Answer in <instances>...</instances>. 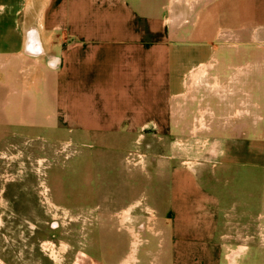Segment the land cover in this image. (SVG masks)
I'll list each match as a JSON object with an SVG mask.
<instances>
[{
    "label": "crops",
    "instance_id": "1",
    "mask_svg": "<svg viewBox=\"0 0 264 264\" xmlns=\"http://www.w3.org/2000/svg\"><path fill=\"white\" fill-rule=\"evenodd\" d=\"M230 19L231 0H0V153L13 140L44 141L48 149L96 148L141 168L128 156L144 142L175 140L165 142V155L147 159L146 172L141 168L147 175L155 170L160 194L153 202L132 200L115 217L134 216L142 206L147 219L154 214L161 243L151 247L152 264H259L264 185L259 201L243 199L237 186L247 185L248 167H258L248 163L249 152L264 167V147L249 151L242 134L235 139L223 129L213 136L223 134L222 160H183L184 124L205 116L225 124L232 117L226 94L232 71L219 57ZM253 29L264 43V0ZM162 189L169 196L160 197Z\"/></svg>",
    "mask_w": 264,
    "mask_h": 264
},
{
    "label": "rangeland",
    "instance_id": "2",
    "mask_svg": "<svg viewBox=\"0 0 264 264\" xmlns=\"http://www.w3.org/2000/svg\"><path fill=\"white\" fill-rule=\"evenodd\" d=\"M239 19L242 22L238 25ZM229 24L231 31L222 33V37L227 36V43L221 46L224 51L219 49V57L232 71L228 82L231 87L226 91L233 105L232 117L225 124L212 123L208 116L184 124L185 162L193 156L204 163H211L216 157L222 160L223 134L221 139L213 136H219L223 129L235 133V139L242 134L249 151L264 147V75H261L264 43L256 42L253 35V27L259 24V0H231ZM242 24L245 28L238 27ZM216 84L221 86V81L216 80ZM214 87L215 93H225L222 87ZM165 142L170 146L176 141L144 142L142 148L128 157L146 172L148 158L165 155ZM10 143L0 153V259L3 262L152 264L151 247L161 243L159 222L155 218L151 221L152 211L148 219L144 206L134 216L121 211L115 217L114 212L134 199L153 202L151 199L160 194V178L153 168H149L148 175L144 174L141 168H132L120 156L113 158L96 148L73 145L65 150L64 144L56 143L48 149L44 141L33 140ZM248 163L258 167H248L244 172L247 185L242 182L237 187L244 189L243 199L255 195L259 201L264 167H259V156L251 157L250 152ZM222 170L219 166L220 179L224 178ZM167 195L162 189L160 197ZM47 197L73 209L52 208ZM256 209V213L261 211L259 205ZM99 215H114V218L102 219ZM221 241L224 242V236ZM162 248L167 262L171 261L172 242L168 233ZM106 249L111 250L106 252ZM133 255L136 259L131 262ZM111 256L119 259L112 261ZM259 264H264V257L259 256Z\"/></svg>",
    "mask_w": 264,
    "mask_h": 264
},
{
    "label": "flooded vegetation",
    "instance_id": "3",
    "mask_svg": "<svg viewBox=\"0 0 264 264\" xmlns=\"http://www.w3.org/2000/svg\"><path fill=\"white\" fill-rule=\"evenodd\" d=\"M49 192V191H48ZM48 203V202H47ZM49 204V203H48ZM50 205V204H49ZM50 207H54V206H52V205H50ZM54 208H56V209H60L59 207H54Z\"/></svg>",
    "mask_w": 264,
    "mask_h": 264
}]
</instances>
